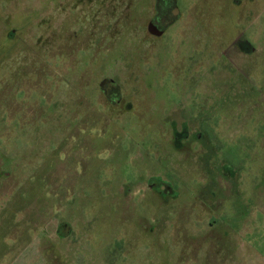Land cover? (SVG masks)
I'll return each mask as SVG.
<instances>
[{
    "label": "rangeland",
    "instance_id": "374dc122",
    "mask_svg": "<svg viewBox=\"0 0 264 264\" xmlns=\"http://www.w3.org/2000/svg\"><path fill=\"white\" fill-rule=\"evenodd\" d=\"M175 1L0 0V264H264V0Z\"/></svg>",
    "mask_w": 264,
    "mask_h": 264
},
{
    "label": "flooded vegetation",
    "instance_id": "af4514ba",
    "mask_svg": "<svg viewBox=\"0 0 264 264\" xmlns=\"http://www.w3.org/2000/svg\"><path fill=\"white\" fill-rule=\"evenodd\" d=\"M176 8L177 2L175 0H153V11L147 23V30L150 28L148 30L149 33L155 37L162 36L166 31L167 27L170 25V22H172V18L169 19L168 15H170V13H176ZM161 20L167 22L161 24ZM159 31L160 33L158 34ZM240 45H242V43H240ZM112 86L113 84L109 81L104 86L103 90L105 92V96L106 94H108L109 98L106 96L107 99L111 102H115L118 101L116 100L117 98H111L112 96L110 94Z\"/></svg>",
    "mask_w": 264,
    "mask_h": 264
},
{
    "label": "trees",
    "instance_id": "16d2710c",
    "mask_svg": "<svg viewBox=\"0 0 264 264\" xmlns=\"http://www.w3.org/2000/svg\"><path fill=\"white\" fill-rule=\"evenodd\" d=\"M110 94L112 96L111 98H118V95H117V87H115L113 85L112 88H111V90H110ZM106 96L108 97V94H106Z\"/></svg>",
    "mask_w": 264,
    "mask_h": 264
},
{
    "label": "water",
    "instance_id": "95a60500",
    "mask_svg": "<svg viewBox=\"0 0 264 264\" xmlns=\"http://www.w3.org/2000/svg\"><path fill=\"white\" fill-rule=\"evenodd\" d=\"M149 27H150V26H149ZM149 29H150V28H149ZM149 29H148V30H149ZM152 32H154V31H152ZM159 33H160V31L158 32V34H159Z\"/></svg>",
    "mask_w": 264,
    "mask_h": 264
}]
</instances>
